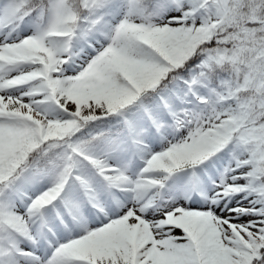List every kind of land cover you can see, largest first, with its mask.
I'll return each mask as SVG.
<instances>
[{
  "label": "snow or ice",
  "instance_id": "snow-or-ice-1",
  "mask_svg": "<svg viewBox=\"0 0 264 264\" xmlns=\"http://www.w3.org/2000/svg\"><path fill=\"white\" fill-rule=\"evenodd\" d=\"M0 264H264V0H0Z\"/></svg>",
  "mask_w": 264,
  "mask_h": 264
}]
</instances>
